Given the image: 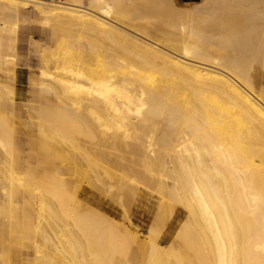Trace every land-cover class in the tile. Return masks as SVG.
Instances as JSON below:
<instances>
[{"label": "bare ground", "instance_id": "6f19581e", "mask_svg": "<svg viewBox=\"0 0 264 264\" xmlns=\"http://www.w3.org/2000/svg\"><path fill=\"white\" fill-rule=\"evenodd\" d=\"M129 1L89 0L84 6L83 0H0V146L6 154L0 264H11L10 244L21 243L29 230L34 264H106L107 240L96 234L105 223L115 234H109L115 241L109 246L115 252L121 244L134 246L139 264H264V86L257 88L251 74L255 63L264 69V0L182 7L171 0L159 19L161 31L141 23ZM241 1L251 9L245 20L256 33L248 62L234 54L248 44L247 26L239 37L219 19L225 6ZM226 12V19L234 18ZM31 23L49 28L56 41L34 44L42 64L38 108L14 98L19 30ZM23 107L32 149L53 165L51 181L15 160L13 122ZM144 176L157 177V186L150 189ZM83 184L115 187L121 220L81 200ZM140 185L156 193L154 221L145 234L125 206ZM13 186L35 200L31 227ZM174 204L184 208L186 219L162 245L158 239ZM52 220L61 225L57 231L52 224L54 236L44 224ZM77 246L87 252L82 260L73 254Z\"/></svg>", "mask_w": 264, "mask_h": 264}, {"label": "rangeland", "instance_id": "374dc122", "mask_svg": "<svg viewBox=\"0 0 264 264\" xmlns=\"http://www.w3.org/2000/svg\"><path fill=\"white\" fill-rule=\"evenodd\" d=\"M244 2L245 1H241L240 4L241 5L243 4L245 6ZM246 3H248V2H246ZM240 4L236 5V6L238 7V6H240ZM243 5L241 7H238V8L235 5H233V7L225 6V8H227L229 10L228 13L233 14L230 16H233L234 18L232 19V17H230V19H229V16H228L226 19L225 17L228 14L226 16H224L227 13L226 12L227 9H225L224 11L223 10L220 11V14H223V12H225V13L223 15H221V17L219 19L221 21H223L224 23L226 22L225 24H230L232 26L233 30L236 29V32H234V33L239 37L242 35L241 32L244 33L245 31H247L246 28L249 30V33L251 36L244 38L245 43L248 42V44H246L244 48H239L234 53L236 57L247 58L248 59L247 62H248V61L252 60V57H253L252 46L256 41V33H255L253 27H250L249 22L245 20L247 18L248 13H250L251 9L248 10L249 7L246 8L248 4L245 7ZM177 6H179V5H177ZM129 7L131 9L133 8V10L136 12V14L139 18L144 19L141 21V23H146L145 21H147V23L150 24L155 31L156 30L161 31V29H163V27H162L161 23L159 22V19H161L162 16L164 17L166 15L165 13L172 7V3H171V0H131V2L129 1ZM34 24L33 23L27 24L25 27H22L19 30V41H18L17 50H16V54H17L16 59L17 60H15V62H14L15 65L13 64L15 66V68L17 69V80L15 83V96H14V98L16 99V101H18L17 103L19 105L25 106L27 104L28 106H31L33 108H38V104L36 103L35 100H36V97L38 96L39 84H40V79H41L40 66L42 64H41L40 57H38V55L35 52L36 47L34 44L36 43V44H45V45H50V46H52V45L56 46L55 45L56 41L52 37L51 30L49 28L42 27L40 24L38 25L37 23H34ZM209 24L210 23L206 24L208 27L207 28L208 30L210 29ZM154 25H156V26H154ZM243 25H244V27H241ZM245 26H247V27L245 28ZM156 27H157V29H156ZM239 31H240V34H239ZM254 67H255V69L251 71L252 77L256 83L257 88L262 87V86H264V69L261 68L260 65L256 64V63L254 65ZM3 82L5 83V80H4V78H2V75H1L0 76V91H1L0 96H1V98H2V91L5 93V90H2V83ZM52 96H54V95H52ZM30 125H31L30 122L27 120L26 108L23 107V111H21V110L17 111V118L13 122L12 139H13V144H14L13 153L15 156V160L17 159L16 162L19 163V165L22 169L25 170V168L26 169L31 168L32 170L39 173L40 175H46L45 177H47V179L49 181H51L55 176L53 165L50 161L46 160L43 156L39 155L35 150L32 149L31 140L28 137ZM80 139H81V137H80ZM84 142H86V144L88 146L90 145V142H88V141H84ZM2 150L3 149L0 146V186L2 184V181L4 182V178H3V174H2V172H3L2 168L4 167L3 163L5 161L4 159L6 158L5 152ZM38 155H39V157H38ZM4 156H5V158H4ZM127 156L129 158V155H127ZM133 158L137 159V157L131 155V159H133ZM28 167H30V168H28ZM66 175L68 176V174H66ZM139 175L141 177H143L144 174H139ZM144 180H146V183L149 185L150 189H152L151 188L152 186L155 187L158 184V178L157 177H154L152 179L151 178L147 179V177H145ZM148 182H150V183H148ZM156 182H157V184H154ZM152 184H154V185H152ZM1 187H0V191H2ZM107 187L97 189V188H93L89 185L83 184L82 188L80 189L79 197L81 198V200L83 199L87 205L89 204L88 206L90 208L93 207L92 209L95 208L94 210H96V208H97V211L99 210V212L106 215V217L111 218V219L113 218V220L115 222H119L122 218V207H121V203L119 204L120 200L118 198L119 192L115 187L111 188V190L109 189V187L108 188ZM154 187H153L152 191H154ZM139 188H141V189H139L140 191L137 190V196L135 198H133L134 201H133L132 197L130 196L129 197L130 199H128L129 201L127 203H125V206H126V208L130 206V210H129V208H127V209L130 211V212L128 211L129 212L128 215L130 217V220H131L133 226H136V229L138 232L145 234L148 232L150 225L154 221V217H155L154 213H155V208H156V200L154 199V196H156V193H153L151 196V193H149V191L147 189H144L145 188L144 186L140 185ZM156 189H155V191H156ZM13 190H14V195L16 197V199H15L16 203H23L24 202L23 203V205H24V210H23L24 220H26L28 222L29 226L31 227L32 222H34V220L36 218L35 211L32 208V205H34L35 200L32 199L31 197H29L28 194H26V193L23 194L21 187L13 186ZM144 193H146V195ZM149 194H150V197H149ZM139 195H140V197L137 198ZM141 197L142 198L144 197V198L142 199ZM131 201H132V203H131ZM173 208H174L173 215H171L172 217H169L167 219L168 222L166 224V227L163 229V232L160 234L159 239H158L159 243L162 245L167 244L168 242H170L174 238V235L176 234L179 227L182 225V222L186 219V211L184 210L183 207H181L180 205L174 204ZM143 211L145 213H143ZM31 216H32V218H31L32 221L29 220V217H31ZM49 222H50V224H49ZM49 222L48 223L44 222L45 228L48 230V232H49V234H51V236L52 235L54 236L52 230L57 228L58 225H59L58 227L61 226L60 221L52 220ZM57 223H58V225H56ZM52 224L56 225L55 228H53L54 226L52 227ZM106 225H108V226H106ZM102 228H104V229H102ZM57 229H58L57 231H59V228H57ZM66 229H70L73 232V234H74L73 239L74 240H77L78 242L80 241L79 243H82L83 238L79 234V232H77L73 227H69V226H67ZM55 231H56V229H55ZM113 231L111 228H109V224L105 223V224H102L101 229H99V231H98L99 233L96 232V234H104L103 235L104 236L103 242H104V240L109 241V242L105 241L104 245L106 244L105 248H107V250H108L107 255L109 257L110 256L113 257L110 262L112 264H127L126 259L129 255V261L131 262V264H139L140 256H139V253L136 251L134 246L131 249H127V247L125 245L121 244V245H119L118 251H116V252L114 251V247L112 248V246L115 245L114 244L115 241L113 240L112 237L109 236V234H114ZM33 234L34 233L29 230L23 234V236L21 238V243H11L10 244L9 248H10L11 264H34V256H35L34 245L35 244H34V240H33L34 239ZM77 234H79L80 236ZM105 236L107 239L105 238ZM40 238L41 237H39V239ZM109 238H111V243H110ZM109 244L112 246H109ZM82 247H84V246L82 245ZM79 248L80 247L77 246V249L75 248L77 251L74 252L73 254L76 253V255H79L80 256L79 258L82 260L83 255L85 257L87 252L85 253V251L83 249H81V248L79 249ZM80 250H83V251L80 252ZM83 252H84V254L82 255ZM112 252L113 253L115 252L114 255L112 254ZM108 256H106V259H105L106 264H109L108 263V261H109ZM76 257H78V256H76Z\"/></svg>", "mask_w": 264, "mask_h": 264}, {"label": "crops", "instance_id": "0c3cea01", "mask_svg": "<svg viewBox=\"0 0 264 264\" xmlns=\"http://www.w3.org/2000/svg\"><path fill=\"white\" fill-rule=\"evenodd\" d=\"M47 1H57V0H47ZM175 1L176 5L179 6H192L194 4H198L200 2H202V0H173V2ZM88 3V0H83V5L86 6Z\"/></svg>", "mask_w": 264, "mask_h": 264}]
</instances>
